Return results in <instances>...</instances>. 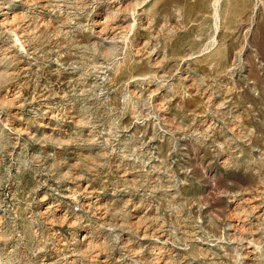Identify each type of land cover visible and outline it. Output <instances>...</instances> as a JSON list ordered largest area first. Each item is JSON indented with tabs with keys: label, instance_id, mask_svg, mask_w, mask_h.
I'll list each match as a JSON object with an SVG mask.
<instances>
[{
	"label": "rangeland",
	"instance_id": "1",
	"mask_svg": "<svg viewBox=\"0 0 264 264\" xmlns=\"http://www.w3.org/2000/svg\"><path fill=\"white\" fill-rule=\"evenodd\" d=\"M0 264H264V0H0Z\"/></svg>",
	"mask_w": 264,
	"mask_h": 264
},
{
	"label": "bare ground",
	"instance_id": "2",
	"mask_svg": "<svg viewBox=\"0 0 264 264\" xmlns=\"http://www.w3.org/2000/svg\"><path fill=\"white\" fill-rule=\"evenodd\" d=\"M6 14V13H5ZM98 23L99 33L102 35H114L116 31L120 28L116 26V23L109 20V17L105 16L101 17Z\"/></svg>",
	"mask_w": 264,
	"mask_h": 264
}]
</instances>
